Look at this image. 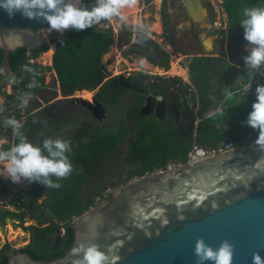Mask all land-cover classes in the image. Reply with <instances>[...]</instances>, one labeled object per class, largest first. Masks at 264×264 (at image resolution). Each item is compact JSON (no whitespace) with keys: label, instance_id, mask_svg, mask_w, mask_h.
<instances>
[{"label":"water","instance_id":"95a60500","mask_svg":"<svg viewBox=\"0 0 264 264\" xmlns=\"http://www.w3.org/2000/svg\"><path fill=\"white\" fill-rule=\"evenodd\" d=\"M192 2L184 0L188 11ZM47 28L42 19H28L19 11L9 16L0 8V64L11 71L8 55L17 48L32 50L64 36L77 38L71 29L61 34ZM113 49L110 45L101 53L102 67ZM119 82L146 91L123 75ZM75 101L98 118L105 114L95 97ZM69 226L72 240L63 256L44 261L10 252L6 264H72L76 257L71 250L81 243L99 246L114 264H197L193 250L198 237L213 248L227 239L235 245L233 264H253L254 252L264 258V150L254 140L127 181L113 188L107 202L76 216ZM62 243L59 235L53 249Z\"/></svg>","mask_w":264,"mask_h":264},{"label":"trees","instance_id":"16d2710c","mask_svg":"<svg viewBox=\"0 0 264 264\" xmlns=\"http://www.w3.org/2000/svg\"><path fill=\"white\" fill-rule=\"evenodd\" d=\"M144 1L145 3H150L152 0ZM83 2L91 8L95 0H83ZM254 5L264 6V0L222 1V6L229 18L242 29L243 27L239 23L242 19V10L244 7ZM71 31L77 35V38L64 36L54 41L56 50L53 54L52 67L57 72V79L63 95L80 87L94 89L99 86L98 95L103 106L107 110L119 108L121 103H123L122 99L127 89L120 84L117 77L103 81V72L98 65L100 54L107 46L113 43L112 29L94 27L81 31L71 29ZM80 41H82L81 46L78 48L77 44ZM48 48L49 45L40 46L38 49L32 50L17 48L14 52L9 53L8 63L13 71L19 72L20 64L26 60L27 51L36 56L47 51ZM91 48L94 50L91 56L88 57L87 53L91 51ZM247 54V52H243L240 68L233 72L237 74V77L224 78L226 79L225 90H231L234 93L231 99H226L223 94L222 109L224 115H216L212 118H209V114L201 116L196 123L193 135L186 133V136H183L175 127L166 126V123L160 119L138 114L140 104L131 103L125 107L127 115L129 117L136 116L137 121L136 119L133 121L131 119L132 124L127 130L129 133L128 150L130 152L129 161L131 166L127 171V179L123 184L132 178H138L157 171V169L165 167L171 161L177 163L185 162L187 152L193 142L204 146H209L221 139H231L237 143H242L241 138L248 134L251 135V138L247 143L256 140L258 130L248 126L246 121L248 114L252 110V104L256 100L255 89L257 85L261 84L254 82L255 72L245 67L243 57ZM2 61L3 53L0 49V63ZM166 64L168 66L167 61ZM191 64L195 70L199 71L213 67L210 59L204 57L198 58ZM40 79L44 80V75ZM200 80L202 86H205L203 85L206 84L205 78H200ZM246 84H250V91L247 94L242 91L243 86ZM158 87L159 89L163 88L160 84H158ZM31 91L35 95L40 90L39 88H34ZM199 91L200 89L198 88ZM138 95L140 96V94ZM17 96H8L3 102L5 107L4 116H17L12 109V103L20 105ZM201 106H205L204 103H201L199 108ZM56 116L57 114L51 110H48V112L43 109L32 111L23 123L22 130L25 135L31 134L42 129L43 125H39V123L44 122L46 131L39 133L38 144L42 143L45 138L54 136L56 138V130L60 128V125L56 124L58 123L56 122ZM2 124V119H0V127ZM51 126L52 129L50 128ZM71 134H68L64 139L71 141L72 151L68 155L74 166L72 174L67 179L59 181L61 187L58 189L45 188L44 185L37 182L29 183V187L26 189L24 197L27 199V204L25 206L28 208V215L31 218L39 221V214L36 212L35 205L38 198L46 197L50 210L60 220L67 222L66 226H64L66 232L63 235V243L57 250H53V234L58 225L49 223L46 226L35 228L34 234L38 237L36 239L37 246L33 247V249L30 246L19 249L21 252H27L33 259L49 261L63 256L67 251L72 240V230L69 226L71 220L89 210L92 205V198L103 189L100 186H96L86 196H83V185L88 181V176L94 173V167L100 162L102 156L114 151L125 138V132L120 126L115 129H103L98 125H93L85 131V138L78 135L73 138ZM72 139H75V143ZM19 210L22 213V209ZM20 213L12 212L11 217L19 219ZM40 244L43 245V249L39 247ZM5 263L6 257L3 256L0 264Z\"/></svg>","mask_w":264,"mask_h":264},{"label":"rangeland","instance_id":"374dc122","mask_svg":"<svg viewBox=\"0 0 264 264\" xmlns=\"http://www.w3.org/2000/svg\"><path fill=\"white\" fill-rule=\"evenodd\" d=\"M160 1L161 0H153L151 3L145 4L143 0H137V4L135 6L125 8L123 10L124 13L128 16L127 24L121 26L118 21L113 20V22L108 26H112L116 30H118L120 27L125 28L126 30L131 32V39H133L134 36L138 35V32L134 29V25L138 21H142L150 31L149 36H151L152 38H157V40L160 41L163 46H165L167 52L170 53V61L168 67H161L159 65L151 64L148 62L147 58L138 56L136 54H131L128 48L122 45L119 47H114L112 53H110L106 57L107 67L110 69V73L115 74L118 72H122L128 74L129 72L149 70L162 75V78H140L142 82L147 84V82L149 81H161L165 79L163 77H166V75H170L176 72L185 75V73L188 72L187 69L190 60L195 58L192 56H195V54L197 55L202 52H204V54H213V52L215 53L214 49H211L209 51H202L200 47H198V49H193L190 47L189 43L191 39L192 45L195 44L197 41L194 38H197L198 41L201 42V38H203L205 35H210L212 37V46L214 42H218L220 40L223 31L222 27H224L223 19L225 18L220 3L221 0L207 1L208 9L207 11H205V18L202 23L198 22L197 20L196 22L192 23L193 20L190 22L187 15H179L177 19L180 21L178 22L177 30L184 34L185 37V40L182 44V51H178L175 48H170L160 38L159 32L161 31V28L159 19L157 17ZM208 11L210 13V19L212 21L211 23L207 19ZM197 23H200V25L198 26ZM207 42L210 44L209 41ZM249 47V44H247L244 50L247 51ZM48 49L49 50L42 53V59L43 62L51 64L54 45L49 44ZM46 78L49 82V88L39 91L36 95H34L28 108L25 109L22 108L19 104L12 103V109L17 114V116L14 117L20 120L23 124L30 112L37 109H43L45 112L51 110L52 112L57 114L56 122L58 123H55L57 125H60V128L56 130V138L59 137L63 139L71 133H73L71 134L73 138H75V136L77 135L85 138V131L90 129L93 125L97 124L101 125L100 127H102L103 129H107L108 127L115 129L117 128V126H120V128H122V130L125 132V138L120 142L119 146L114 151L106 153L104 156H102L100 162L96 165V167H94V173L88 176V181L83 185L82 195L86 196L88 192L94 189L96 186H100L103 188L102 190H104L106 188L112 189L116 188L119 185H122L123 182L127 179V171L131 166V163L129 161L130 152L128 150L129 133L127 130L130 128L134 119H136L137 121L136 116L133 115L132 117H129V115H127V113L125 112V107L127 106L126 102L131 100L134 96V92L131 90H126L122 99L123 101L125 99L124 103H121L119 108L107 110V116L102 121L98 122L85 108H82V106L75 101L76 97H82L84 99L91 100L92 94L98 89L97 87L93 91H90L91 94L87 92H81L85 90H76L63 95L59 82H55V80H53L52 78V75L50 74H47ZM205 80L206 84H203L205 86H202L200 78H194V83L197 82L195 84L196 87L200 89L199 106L201 103H204L205 105L203 107L201 106V108L196 107L195 110L197 117L195 122L201 116L213 112L218 106L222 107V99L226 88V80L224 82V78L210 77L205 78ZM254 82L260 83L261 85L264 84V69L255 72ZM242 91L243 93L247 94L250 91V84H246L245 86H243ZM140 96L143 97V94H140ZM210 97H215V99H211ZM4 101V97L0 96V104H3ZM195 122L192 127L193 129L195 126ZM39 125H43L42 129L31 134H26L29 141L34 144H38L39 133L46 131V125L44 126V122H40ZM50 128L52 129V126ZM72 140L75 143V139ZM0 141L4 142L3 147L5 149L18 142L12 134V129L6 128L3 124L0 127ZM133 179L136 178H132L130 180ZM9 184L10 189L8 190L7 194H5V199L10 198L9 193L12 190L14 192H22V190L27 187V181L13 183L10 180ZM23 191L24 193H26V190ZM15 198H18L17 193L15 195ZM39 200L40 201H37L35 205L36 212L39 214V221H37V219L31 218L30 215H28L29 210L25 206V204H27V199L25 198L24 204L22 205V213H20L19 217V219L22 220V223L17 224L16 222L8 220L6 224H0V246L3 243L4 236L7 240H10V244L12 245L17 246L20 244H24L23 238L27 237V235L30 234V227L36 225L35 222L38 225L43 226H46L49 223H53L58 225V227L62 229L64 228V226H66L67 222L64 220H60L58 216H56L50 210L49 206L47 205L48 199L46 197H40ZM2 202H0V206L2 205ZM23 225H25L27 228H24ZM12 229L17 230L18 232V234H14V238L12 237Z\"/></svg>","mask_w":264,"mask_h":264},{"label":"clouds","instance_id":"9594fccd","mask_svg":"<svg viewBox=\"0 0 264 264\" xmlns=\"http://www.w3.org/2000/svg\"><path fill=\"white\" fill-rule=\"evenodd\" d=\"M136 4L137 0H95L94 5L89 8L83 0H0V8L5 9L9 16L19 11L28 19L46 21L48 33L57 31L61 34L68 29L81 31L98 26L107 27L113 20L123 26L128 22V16L123 10ZM241 15L239 23L244 29V39L250 46L248 54L243 57L245 67L258 72L264 69V6L244 7ZM134 29L138 33L144 32L146 37L150 35L142 21H138ZM22 69L35 77V70L29 65H22ZM37 86L34 78L29 87ZM255 93L256 100L246 123L258 130L255 144L264 150V85H257ZM224 95L226 99H231L234 93L225 90ZM17 99L20 106L26 109L32 100V93L22 92ZM4 112L5 107L0 104V119L6 128L12 129L18 142L5 149L4 142L0 141V176L13 183L37 182L45 188H60L59 181L67 179L73 172L74 166L68 155L72 151L71 141L48 137L42 143L34 144L24 134L21 121L12 116H4ZM216 115H224L222 107L218 106L209 113V118ZM193 251L197 264H204L205 261L233 264L235 245L224 239L217 248H213L203 237H198ZM71 252L76 257L72 264H114V258L95 244L81 243ZM252 261L253 264H264V258L258 252L253 253Z\"/></svg>","mask_w":264,"mask_h":264},{"label":"flooded vegetation","instance_id":"af4514ba","mask_svg":"<svg viewBox=\"0 0 264 264\" xmlns=\"http://www.w3.org/2000/svg\"><path fill=\"white\" fill-rule=\"evenodd\" d=\"M153 1V0H152ZM151 1V2H152ZM203 6L207 11V1L208 0H200ZM221 0V6H222ZM145 3V1L143 0ZM150 2V3H151ZM149 4V3H145ZM179 10V12H178ZM196 9L195 11H197ZM223 10V23L224 27H222V35L218 42H214L213 46L211 44L212 37L210 35H205L201 38V42L198 41L197 38H194L197 42L192 45L190 39V47L197 48L200 47L205 51L213 50L215 53L204 54V52L195 54V57L190 60L187 73L183 75L182 73L176 72L170 75H166L163 77L165 79L161 81H152L144 83L141 81L140 78H162V75L159 73H154L152 71H136V72H129L128 74L118 72V73H110V69L107 67V60L105 61L104 67L100 65V57H99V68L103 72V81L106 80L104 78H121L123 75L124 78H129L131 83H136L137 87L140 89H145L146 91H141L139 89H133L130 87H124L127 90H131L134 92V96L131 100L126 102V105L129 106L131 103L139 105L138 114L143 116L154 117L157 119L162 120L165 122L166 126L176 128L178 132H180L183 136L193 135L195 132V126L198 121L196 120V107L199 108V92L198 88L196 87V83H194V78H236L237 74L233 73L237 69L240 68L241 58L243 52H247L245 49L248 42L244 39V29L238 27L231 18H229L228 14ZM210 11V10H209ZM207 13V19L211 23L210 13ZM182 15H187L190 22L192 21L190 14L184 5V0H161L159 4V9L157 12V17L160 22L161 31L159 32L160 38L167 44L170 48H175L178 51H182V44L185 40L184 34L177 30L178 28V20L177 18ZM194 21H192L193 23ZM182 23V22H181ZM198 26L200 23H197ZM221 24V23H219ZM102 29H112L113 33V43L110 45H114V47H119L124 45L128 48L131 54H136L138 56H142L147 58L148 62L154 65H159L161 67H168L166 61H170V53L167 52L165 46L162 45L160 41L157 40L155 37L145 36L144 32L138 33V35L134 36L131 39V32L126 30L125 28L120 27L118 30L113 28L112 26L107 27H97ZM220 29V28H218ZM122 35L120 36V34ZM118 36L121 37L120 43H117ZM81 40V39H80ZM210 42V46H208V42ZM80 45L77 47L80 48ZM203 42V43H202ZM208 44H207V43ZM50 45H54L53 54L56 50V43L52 41L49 43ZM207 44V45H206ZM109 45V46H110ZM197 46V47H196ZM108 47V46H107ZM208 49V50H207ZM49 50V49H47ZM93 48L91 51H88L87 56H91L93 52ZM101 56V54H100ZM208 58L210 59L213 67L202 69V71L195 70L191 63L196 61L198 58ZM53 58V56H52ZM58 78V77H57ZM189 78V79H184ZM226 79H224L225 81ZM155 82V83H154ZM158 84L162 85L163 88L159 89ZM96 88V87H95ZM94 88V89H95ZM99 89V86H97ZM94 89H89L93 91ZM98 89L92 94V97H95L99 100ZM91 94V92H90ZM138 94H143V97L139 96ZM100 101V100H99ZM125 101V99H124ZM123 101V103H124ZM101 102V101H100ZM164 102V104H161ZM79 104V103H78ZM102 104V103H101ZM80 105V104H79ZM103 106V104H102ZM104 107V106H103ZM145 107V108H144ZM82 108H85L82 106ZM105 108V107H104ZM92 117L97 120L98 122L102 121L107 116V109L105 108V114L98 118L92 114V111L88 108H85ZM126 112V110H125ZM127 113V112H126ZM195 122L194 129L192 128ZM98 126H101L97 124ZM111 128V127H108ZM10 179H6L3 176H0V202L2 205L0 206V224L4 225L8 220L12 222H16L17 224L22 223V220L12 218L11 213L17 212L20 213L19 209H23L22 205L24 204L25 194L23 190H26L29 187V182H27V187L20 191L14 192L13 190L9 193L10 198L5 199L4 196L7 194L8 190L10 189L9 184ZM113 190V188H112ZM16 193L18 194V198H15ZM21 194V195H20ZM40 198L37 199V201ZM108 201V200H107ZM106 201V202H107ZM21 204V206H20ZM24 219V218H23ZM36 225L31 226L30 234L27 237L23 238L24 244L20 245H12L10 244V240H7L4 236L3 243L0 246V260L3 256L6 257L10 252H21L19 251L20 248L28 247L33 249V247L37 246V235L34 234L35 228L43 227V225ZM24 228H27L23 225ZM12 237L14 238V234H18L17 230L12 229ZM65 228H57L55 233L53 234V245L55 240L59 235L65 234ZM26 238V239H25ZM13 241V240H12ZM15 241V240H14ZM62 245V244H61ZM40 248L43 249V245L40 244ZM39 248V249H40ZM54 250V249H53ZM27 253V252H21ZM43 260V259H42ZM6 264V263H5Z\"/></svg>","mask_w":264,"mask_h":264},{"label":"built area","instance_id":"2783aa9c","mask_svg":"<svg viewBox=\"0 0 264 264\" xmlns=\"http://www.w3.org/2000/svg\"><path fill=\"white\" fill-rule=\"evenodd\" d=\"M53 59V58H52ZM29 65L31 68L35 70V77H33L32 73L26 72L22 69V65ZM50 66L51 69L48 70L47 67ZM20 71L15 72L13 70L8 71L5 69L3 65L0 64V96L4 97V100L11 95H19L22 92H31L34 88H39V90H44L49 88V82L47 80V74L52 75L53 80L55 82H58L57 79V73L56 70L52 67L51 64H47L43 62L42 54H38L36 56H33L30 51L26 52V60L20 64ZM44 75V80L40 79ZM35 78V80L38 83L37 87H29L32 80ZM36 95V94H35ZM32 94V98H33ZM251 138V135L248 134L247 136H243L241 138L242 143H247V141ZM242 143H237L234 140L228 139H221L217 142L209 145L204 146L201 144H198L196 142H193L191 144V148L187 152V159L185 162H194L200 159L207 158L209 156H212L218 152H221L223 150L233 148L234 146ZM184 162H169L165 167L157 169V171L154 172H160L164 171V169H170L173 168L176 165H179ZM139 178V177H138ZM137 179V178H136ZM111 188H106L102 190L100 193L95 195L92 199V205L90 208L97 207L103 203H105L111 193Z\"/></svg>","mask_w":264,"mask_h":264},{"label":"bare ground","instance_id":"6f19581e","mask_svg":"<svg viewBox=\"0 0 264 264\" xmlns=\"http://www.w3.org/2000/svg\"><path fill=\"white\" fill-rule=\"evenodd\" d=\"M196 9H198V10L195 11ZM205 11H206L205 7L203 6V4L201 3L200 0H193L192 4L190 5L188 12L190 14L191 19L194 22H196V20H197L198 22L202 23L204 21V18H205ZM208 46L211 47L210 44H208ZM81 92L90 93V91H81Z\"/></svg>","mask_w":264,"mask_h":264},{"label":"crops","instance_id":"0c3cea01","mask_svg":"<svg viewBox=\"0 0 264 264\" xmlns=\"http://www.w3.org/2000/svg\"><path fill=\"white\" fill-rule=\"evenodd\" d=\"M58 82H59V81H58ZM58 82H57V83H58ZM40 91H42V90H40ZM208 114H209V113H208ZM205 115H207V114H205Z\"/></svg>","mask_w":264,"mask_h":264}]
</instances>
